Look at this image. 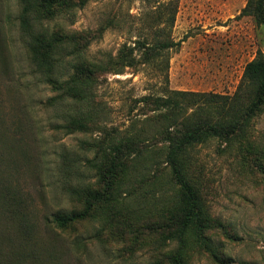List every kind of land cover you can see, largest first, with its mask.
Segmentation results:
<instances>
[{
	"label": "rangeland",
	"instance_id": "rangeland-1",
	"mask_svg": "<svg viewBox=\"0 0 264 264\" xmlns=\"http://www.w3.org/2000/svg\"><path fill=\"white\" fill-rule=\"evenodd\" d=\"M247 2L176 0L175 22L163 36L158 34V15L169 0H89L83 8L47 21L51 32L94 31L85 51L91 59L116 55L127 44L139 60L123 73L106 74L98 85L105 114L97 126L71 131L61 125L76 105L49 103L57 91L34 68L20 27L21 1L0 0V189L7 186L17 195L24 213L19 220L0 212L1 260L172 264L183 204L168 166L155 160L154 152L136 167V195L129 202L130 216H124L127 223L121 217L105 222L99 212L60 228L54 215L83 210L77 191L96 185L88 161L95 152L88 143L105 141L112 128L126 127L139 114L154 115L155 106L143 107L137 98L163 94L167 87L234 94L245 65L264 53V25L241 15ZM167 36L181 41L165 53L168 69L166 58L141 62L139 42ZM187 154L188 176L201 188L209 221L187 231L185 264H264V112L244 135L213 138L190 147Z\"/></svg>",
	"mask_w": 264,
	"mask_h": 264
},
{
	"label": "trees",
	"instance_id": "trees-1",
	"mask_svg": "<svg viewBox=\"0 0 264 264\" xmlns=\"http://www.w3.org/2000/svg\"><path fill=\"white\" fill-rule=\"evenodd\" d=\"M20 1V27L34 68L42 81L57 91L49 103L72 102L76 105L74 113L61 127L87 131L97 126L105 114V104L96 92L97 87L106 74L112 71L123 73L125 68L139 64L134 48L124 44L116 55L91 59L85 51L96 36L94 31H50L47 21L73 12L75 8H83L89 0ZM153 1L160 4L162 0ZM174 2L176 0H169L159 12L162 26L158 34L162 36L175 22L177 9ZM165 9L170 10V14H166ZM241 15L253 16L258 24L264 25V0H248ZM139 44L142 45L141 62L150 64L156 59L166 58L168 69L169 60L165 53L179 46L181 41L167 36L151 43L146 39ZM165 79L167 87V73ZM136 102L143 103V107L155 106L154 115L139 114L126 127L112 128L105 141L87 142L89 149L95 152L88 161L94 169L96 185L77 191L76 195L85 206L83 210L57 213L53 221L58 227L65 228L100 212L105 214V222L121 217L122 222L127 223L124 216H130L129 202L136 195V167L154 152L155 160L166 163L171 178L179 187L183 211L177 236L179 245L172 255V264H185L187 231L191 227H204L209 221L201 188L188 176L190 163L187 152L190 147L213 138L244 135L254 119L264 112V53L259 52L245 65L242 81L233 95L167 87L163 94H145ZM148 126L153 128L152 131ZM260 167L264 173V163ZM0 212L19 220L24 214L17 195L4 185L0 189ZM1 254L0 248V264H7V259L1 260Z\"/></svg>",
	"mask_w": 264,
	"mask_h": 264
}]
</instances>
